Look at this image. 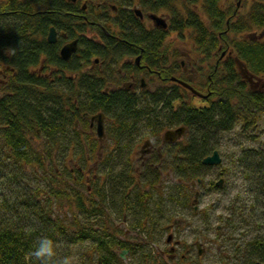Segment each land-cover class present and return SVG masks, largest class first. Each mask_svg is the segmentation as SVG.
Masks as SVG:
<instances>
[{
    "label": "trees",
    "instance_id": "16d2710c",
    "mask_svg": "<svg viewBox=\"0 0 264 264\" xmlns=\"http://www.w3.org/2000/svg\"><path fill=\"white\" fill-rule=\"evenodd\" d=\"M98 1L87 0L85 11L70 0L0 2V73L7 77L0 88V172L1 178L12 173V181L6 180V184L20 183V193H10L12 199L15 198L13 203L0 200V264H71L72 249L81 244L87 245V249L82 250L87 261L84 259L79 264H97L90 261L96 247L108 254L103 257L102 264H123L116 250L127 249L136 253L137 246L128 245L120 238L124 232L110 224L103 207L110 198H116L119 200L117 206L121 208L118 210L119 219L128 213L136 219L135 216L142 211L152 224H156L157 217L165 215L167 204L166 199L162 201L165 205L154 203L156 211L152 212L146 206L149 200L140 202L142 197L137 193H134L137 196H130L125 192L133 177H128L125 186L118 175L125 178L127 173L136 172L127 166L134 163L130 154L135 143H140L147 132L159 136L163 130L179 126L186 128L181 140L168 145L162 155L156 154L144 165L140 174L144 177L139 178V181L144 180L149 194L154 192L156 196L164 181L163 176H170L166 181L177 186L169 189L178 190L168 193L169 203L177 202L186 208L190 202L187 198L190 182L203 180L208 167L201 160L218 150L222 134L239 125L242 130H248L264 119V0L250 1L247 11L230 20L229 30L224 26L227 13L222 9L221 0H201L205 20L195 9L200 0H142V7L147 10L168 11L171 33H178L176 37L182 45L186 41L185 45L195 46L194 53L190 54L191 65L199 60L204 66L209 62L205 68H196L199 83L193 85L195 82H190L199 92L209 93L204 100L194 99L189 91L169 82L170 77L189 82L182 77L177 61L179 51L169 47L174 65L168 70L163 69L161 37L151 38L141 28L138 34L124 35L123 50L131 52L137 45L144 49L141 60L168 83L169 87L164 90L158 87L149 96L143 91L142 97L125 89L101 92L103 86L97 82L105 79L102 75L89 77L77 73V62L90 61L94 56L102 59L119 54L114 48L115 42L110 43V40H105L110 52H104L96 50V43L80 37L77 54L69 63L63 62L58 53L60 43H47V32L54 27L69 38L78 37L73 35L75 30L86 32L92 27L84 21L94 23L92 28L103 32L102 27L96 25L106 26L111 20L94 14ZM101 1L104 2L102 11L110 17L108 3L116 4L118 0ZM128 24L137 27L131 22ZM220 46L230 54L223 61L215 62V55L221 54L218 51ZM237 61L243 63L254 80L260 81V87L247 86L248 81L237 69ZM73 68L77 77L71 81L67 73ZM205 74V82H202L201 77ZM97 112H102L109 120V131L114 137L112 162L115 163H109L106 178L110 182L123 183L110 185L113 189L108 192L104 181L99 185L91 178L90 189L86 188V171L82 167L80 170L71 168L64 156L59 157V152L55 151L63 147L68 153L71 143L79 144L80 132L75 125L77 122L88 123L82 114ZM38 130L40 134H37ZM70 130L73 133L68 138ZM32 134L43 136L42 147L48 148L44 149L45 152L39 151V144H32L29 137ZM245 157L250 160L259 157L255 162L261 173L257 181L263 191V155L258 152ZM117 165H121L120 171L116 169ZM36 181L39 184H33ZM119 189L123 191L121 196L115 193ZM185 190L184 194L182 191ZM181 194L185 201L178 202L176 199ZM131 199H137L140 208L135 206L133 209ZM143 219L134 225L142 226ZM45 239L51 242L52 255L37 257L34 253ZM243 251L247 264H264V244L249 243ZM141 258L144 264L151 259L150 255Z\"/></svg>",
    "mask_w": 264,
    "mask_h": 264
},
{
    "label": "rangeland",
    "instance_id": "374dc122",
    "mask_svg": "<svg viewBox=\"0 0 264 264\" xmlns=\"http://www.w3.org/2000/svg\"><path fill=\"white\" fill-rule=\"evenodd\" d=\"M3 1L4 0H0V2ZM80 1H82L83 4L84 0ZM250 1L252 0H221L223 3L222 6L225 3L227 8H230V10L235 8V10L238 11L237 13H244ZM162 17L164 18V16ZM89 37L96 38L95 33L90 32ZM170 43L171 45H176L178 48L182 49V51L185 49L187 53L190 51L193 54L195 51V46L182 45L178 37L173 33L171 34ZM181 60L187 62V68L191 66L186 57L183 56ZM200 63L199 60L198 65H196L197 68ZM202 66L205 68L206 65L204 66L203 64ZM191 72L192 71L187 70L186 74L182 77L189 80L188 76L190 77ZM40 74L42 73L39 72V75ZM206 75L207 74L201 77L202 82H205ZM6 81V75L4 76L0 73V88ZM193 81L195 82L193 85L199 83L200 78H198V75ZM154 82L155 80L148 78L144 83L146 86L150 84L149 87H156V85L153 86ZM259 84L260 81L254 80L252 86H254L253 88H257L261 86ZM196 103L200 104V101L196 100ZM88 124L89 120L88 123L77 122L75 126L80 132V143H71L68 153L63 147L60 148V151L58 149L55 150L59 152V157L64 156L68 166L79 170L80 167H82V170L84 172L86 171L87 182L84 184L87 186L86 188L91 186L89 183L90 178L91 180L94 179L100 185L103 181L102 178L106 177L105 173L108 167L111 165L109 163H115L114 161L112 162L114 157L112 145L114 137L113 132L109 131V120L106 118L105 123H103L104 137L101 141H99L97 135H95V125L90 129ZM240 127V125L233 127L230 132L222 134L219 138L220 146L218 150L222 158V163L216 167H208L206 173L203 175V180L195 185V189H191L189 192L187 191L188 197H186L190 200V202L187 203L188 207L183 208L184 206L177 202L174 204L169 203L170 196L168 197V193L178 190L176 188L173 190L169 189L170 186H177L174 183L171 185L170 182L168 183V181H166V178L170 176H163L164 181L161 183L160 191L156 196L153 195L154 192L150 191L151 199L148 201L147 206L151 208L152 212H154V210L156 211L154 203H157V205H165L162 201L165 199L167 201L165 215L160 217L154 230L150 227L135 226L134 224L140 219H135L131 213H128L126 218H117L118 214L115 213L114 210L115 199L113 198L112 201L110 198L107 205L111 208H109L108 212L112 216V221H116L113 223L115 227L124 232L123 236L120 238L125 240L128 245L137 246L136 253L127 252L125 254V260H121L123 264H144L141 257L145 254L152 256L153 253L157 252V249L161 247L169 249V245L165 242L166 234L160 235L158 231L161 230V225L165 223H170L171 225L174 221H176L177 224L175 227L178 233L176 235L177 239H181L182 241L181 248H176V251L177 253L181 252L183 254V251L186 250L189 253L187 255L189 259L188 262L192 264H247V260L244 258V246L247 245L249 240L255 237H264V190L262 191L257 181L261 176L260 171L257 169L259 164L255 163L258 161L259 157L250 160V158L245 156L249 153L254 154L259 152L264 157V119L259 120L256 126L248 130H242ZM163 131H161L159 136L147 134V132L145 133V138L140 143H135L130 154V158L134 160V163L128 165L130 169L135 168L137 170L139 165H144L146 163L144 159L147 160L149 159L148 156H155L157 154L153 152L157 151V146L161 145ZM71 133H73V130L68 132V138H70ZM37 134H40V131ZM29 137L31 138L32 144H39L38 149L40 152H45L48 149L45 148V145L42 147V142L44 140L43 136H35L32 134L29 135ZM144 141H148L149 145L142 149L141 147ZM150 149L151 154H147ZM65 154H67V156ZM140 157L145 158L142 159V161L136 160ZM128 161L130 162L129 159ZM263 165L264 163L262 166ZM115 167L117 170L121 169L117 166ZM26 170V172L29 173V170ZM138 170L141 172V169ZM6 175L8 176L1 178L2 173L0 172V200L7 199L9 204H11L15 198L13 197L12 199L10 193L16 191L20 193L18 189L20 183L16 185H13V183L6 184V180L12 181V173L9 172ZM221 178L224 179L222 187H216L214 183H217ZM193 183L194 182H190L189 187ZM22 184L24 185V183ZM33 184L37 185L39 181L33 182ZM106 185H109L108 182ZM140 188L147 189L143 186H140ZM109 189L110 188H106L107 191H109ZM182 192L185 194L186 190ZM194 192L198 193L195 201H193ZM161 193H163L166 198L160 197ZM176 200H178V202L185 201L182 194ZM194 207H197L196 211L193 210ZM228 220L230 224L227 223ZM196 243H200L199 245L202 249L201 256L197 254L198 249L195 245ZM172 246H174V244H172ZM86 249L87 245L82 244L74 247L72 249L74 256L72 261H70L71 264H79L80 261H84V259L87 261L86 255L83 256L82 254ZM121 251V249H117L116 253L119 254ZM90 253L89 251V254ZM99 254L102 257L108 255L103 251H99ZM90 259L92 262H97V254L92 251Z\"/></svg>",
    "mask_w": 264,
    "mask_h": 264
},
{
    "label": "flooded vegetation",
    "instance_id": "af4514ba",
    "mask_svg": "<svg viewBox=\"0 0 264 264\" xmlns=\"http://www.w3.org/2000/svg\"><path fill=\"white\" fill-rule=\"evenodd\" d=\"M70 1L73 4H77L79 6H82L81 8L83 11H85L87 9V0H84L83 4H82V1H80V0H70ZM200 2L201 3H198V5L195 7V9L197 10V13H198L197 15H199L202 19L205 20L206 17H205V15L202 11V8H201L202 1L200 0ZM103 4H104V2H102L101 0L98 1L97 7H96L97 10H94L95 15L101 14L104 18H106V19L108 18L109 20H111V22H107L106 26H104L100 23H98V25H96V27L97 26L102 27L101 30L103 32H99V31H97V29L92 28L94 26V23H91L90 21L89 22L84 21V24L88 23L92 26L88 29V31L78 32L77 30H75L73 32V35L75 34L78 37L72 36L71 38H69L66 33L57 32V30L55 29L56 30V41L54 43H49V44H56L57 42H59L60 44H59L58 53L60 52L61 48L63 46H65L66 44L72 43L73 41L76 42V51L71 54V56L68 60H63L60 53H59V57L63 62L69 63V61L72 59V57L77 54V52L80 49V43L78 42L80 37H84L88 41L94 42V44L96 43V46H97L96 50H100V51H104V52H110V51H108V49H107L108 45L105 42V40H108V41L110 40V43L115 42L113 45H114V48L116 49V52H118L119 54L115 53V55H110V56L106 55L108 57L102 58V59L99 58V56H94L90 59V61H87L88 63L87 62H79V63L77 62V68L79 69V71L77 73L83 74V75H88L89 77H92L93 75H97V74L102 75L105 79L108 80V82L105 83V79L99 78L100 81L101 80L102 81L97 82V83L99 84V86H101V87L103 86L102 89L100 90L101 92H108V91L112 92V91H116V90L125 89L126 91L133 92V94L136 97H140V96L142 97L143 91H147L148 92L147 95L149 96L158 87L164 90V88L169 87L168 83L164 82L162 80L163 77H161L159 73H156L154 70L150 69L148 67V65L144 61L141 60L142 59V53H143L144 49H142L141 47H139L137 45L135 47V49L132 50L131 52H125L123 50V49H125V45L123 44V42H124V39L126 38V37L123 38L124 35L125 34H127V35L138 34V33H140L139 29L141 28L151 38L152 37L153 38L161 37V42L163 45L162 51L164 53L162 56L163 63L161 64L163 69L168 70L174 65L173 62L171 61L170 54H169L170 53L169 47H173L176 50H178L180 53V56L177 57V61L181 66V70L183 72V75L186 74L187 70L192 71L190 73V77L188 76L189 82H186V81L178 79V78L176 79V77L168 78L169 82L175 83V84H177L183 88H184V86L180 82L188 83L191 86L190 82H192L194 79H196V77L198 75L197 71L195 70L197 68L196 65H198V62L196 61L193 65H191V63L193 61L192 57L190 56L191 52L188 51V53H187L185 49H184V51H182V49L178 48L176 45H171V43H170L171 34L173 33L177 36L178 33L173 32V31L171 33V31L168 27L170 24V20H171L170 13L168 11H166L165 9H162V10H159L156 12L153 10H147L144 7H142V6H144L142 3V0H118V2L116 4L115 3H113V4L108 3L107 8L110 10V11H108L110 17H107L106 13H104L102 11L103 8L101 5H103ZM229 7H230V5H229ZM222 9L224 10V12L227 13L225 16L224 26L227 30H229L230 29V24H229L230 20H232V21L235 20L237 18L238 14H240V13H237L238 11H236L235 8L230 10V8L226 7L225 3L222 6ZM152 16L161 18L163 20L161 25L156 23V21L152 18ZM162 16H164V18ZM82 18L87 20L86 16H83ZM115 19H117V20H115ZM129 22H131L132 24H134L137 27L132 28L128 24ZM163 24H165V26H163ZM90 32H94L96 38L89 37ZM222 32H228V31L222 30ZM102 33L105 35H103ZM48 34L49 33L47 32V36H46L47 43H48ZM125 42H127V41H125ZM185 42L186 41H183L184 45H185ZM120 51H121V53H120ZM218 51H221V54L218 57L216 56L217 54L215 55V59H214L215 62H218L219 60L223 61L230 54V51H228V50H224V51L221 50V46L218 48ZM183 56L188 59V62L191 65L188 67L189 69L187 68V64H186L187 62H184L183 60H181V58ZM205 65L206 66L209 65V62H206ZM200 66H202V63H200V65L198 67H200ZM243 67H244L243 68L244 70H243V73L242 72L241 73L244 76V78L248 81L247 86L249 85V87H254V86H252V83H254L253 77L251 75H249L246 67L245 66H243ZM75 68H73L72 71H68V73H67L69 75L71 81H73L74 78L77 77L73 73ZM104 75H106V76H104ZM193 77H194V79H193ZM148 78L151 80L152 79L155 80L154 83H156V84L153 83V86L156 85V87H149L150 84L146 86V84L144 82L147 81ZM191 79H193V80H191ZM90 82H92V81H90ZM94 83L96 84V82H94ZM150 88H152V89H150ZM184 89L189 91V93L195 97V95H193L189 89H187L186 87ZM194 89H196V88H194ZM196 91H198V90H196ZM199 93L202 95V97L196 96L194 99L204 100L209 95V93H206V94H204L202 92H199ZM98 113L103 114L102 112H97V113H93V114H87V113L82 114L83 118H87L89 120L88 125H89L90 129H92V127L95 124H97L96 121H91L90 117L97 115ZM105 119H106V116L104 115L103 123H105ZM103 126H104V124H103ZM176 128H178V127H176ZM176 128H170L167 130L176 129ZM95 129H96V125H95ZM38 132H39V130L37 131V133ZM101 140L99 139V141H101ZM176 142H178V141H175L172 143H164L163 137H162L161 145L157 146V148H158L157 151H154L153 153H155V154L157 153L159 155H162V152H164L165 148L168 145L175 144ZM113 144H114V142H112V145ZM148 145H149L148 141H146V142L144 141L143 146L141 148L144 149ZM146 151H148V150H146ZM150 152H151V149L147 154H149ZM148 157H149V159H147V160L144 159L145 157L144 158L140 157L136 160L142 161V159H144V162H146L145 164H147L151 160V158L155 157V156H148ZM144 165H139V167L137 168V170L141 169V172H140V170H138L139 171L138 172L134 168L136 170V172L135 173L130 172V174L127 173L129 175L126 174L125 178H123L121 176L122 174L118 175L119 178L125 182V186H126V183L128 182V177L130 179H131V177H133L132 183L130 185H128L129 188L127 187L125 189V192H127V195L130 194V196L131 195L141 196L142 199L139 200L140 202H146L148 200L150 201V199H151V195L149 194L148 187L144 186V180L139 181L140 177H144V176L140 175V174H142V172L144 170L143 169ZM117 167L122 168L121 165L120 166L117 165ZM128 169L131 171L132 168L131 169L128 168ZM102 180L104 181V187H106V188H110L109 187L110 185L113 186L114 183L115 184L118 183V182H110V180H108L106 177L102 178ZM107 182L109 185H106ZM119 183H120V185L123 184L122 181H120ZM214 185H216V183H214ZM140 186H143L147 189H141ZM118 188L119 187L117 186V189ZM111 189H113V188H111ZM111 189H109V191H111ZM115 193L121 196L123 191H122V189H119V190H115ZM134 193H137V195ZM160 197L166 198V196H164V195L163 196L160 195ZM143 199H144V201H143ZM131 201L133 203V205H132L133 209L135 208V206H137V208H140L139 202L137 199H131ZM118 202H119V200H116V198H115L116 204L114 206V210H115V213H117V214H118V210L121 209L117 206ZM137 202H138V204H137ZM107 204L103 207L105 210V217L110 219V221H111L110 224H113L116 221H112V218H111L112 216L108 212L109 208H111V207L108 206ZM193 210L196 211L197 207H194ZM118 217H119V215H118ZM124 217L126 218V216H124ZM135 217H136V219H141L142 217L144 218L143 224L140 227H150L151 229L154 230L156 228L161 216L157 217V219L155 221H158V222L156 224H152V225H151V220H150L149 216L143 215L142 211L139 214V216L137 215ZM176 225H177L176 221H174L173 224L171 223V225H170V223H165V224L161 225V230L158 231V234H160V235L166 234L165 235L166 236L165 242H166V244L169 245V249H166L165 247L164 248H162V247L158 248L157 252L153 253V255L150 256L151 259L146 261V264H192V263L188 262L189 259H188L187 255L189 253L186 250L183 251V254L181 252L177 253V251H176V248H181V245H182L181 239H177V236H176L178 234L176 229H175ZM152 231H151V233H152ZM253 242H256V243L258 242L259 244H264V237H262V236L261 237H259V236L255 237V238L249 240V242L247 244L253 243ZM172 244H174V246H172ZM199 244L200 243L195 244L197 249H198L197 254H198V252H202V249H201ZM128 252H130V251L128 250ZM198 256H201V255H198Z\"/></svg>",
    "mask_w": 264,
    "mask_h": 264
},
{
    "label": "water",
    "instance_id": "95a60500",
    "mask_svg": "<svg viewBox=\"0 0 264 264\" xmlns=\"http://www.w3.org/2000/svg\"><path fill=\"white\" fill-rule=\"evenodd\" d=\"M152 18L156 21V23L160 24L163 22V20L161 18L152 16ZM163 26H165V24H163ZM48 43H54L56 41V31L55 29L52 27L50 28L49 32H48ZM76 51V42H72L69 44H66L65 46H63L60 50V55L62 57L63 60H68L71 56L72 53H74ZM238 65L240 67V69L243 71V65H241V63L238 61ZM184 88L186 87L187 89H189L193 95H195V97H202V95L196 91V89H194L193 87H191L188 83L185 82H180ZM91 121H96L97 124L96 125V135L98 136V138L102 139L104 136V126H103V119H104V115L103 114H97L94 116L90 117ZM185 128L184 127H178L176 129H172V130H166V132L163 135V142L164 143H170L173 141H176L178 139H180L183 135H184V131ZM220 154L217 150H215L211 155L206 156L202 161V164L204 166H209V167H213V166H218L219 164H221L220 160ZM223 179H219L218 182L216 183V187H221L222 186V181ZM195 185L193 184L192 187H194ZM195 200L198 196V193H195ZM194 200V201H195ZM97 250V249H96ZM126 253V251H123L120 254V257L123 259L124 258V254ZM199 254H201V252H198ZM102 258L98 257V263H101Z\"/></svg>",
    "mask_w": 264,
    "mask_h": 264
},
{
    "label": "clouds",
    "instance_id": "9594fccd",
    "mask_svg": "<svg viewBox=\"0 0 264 264\" xmlns=\"http://www.w3.org/2000/svg\"><path fill=\"white\" fill-rule=\"evenodd\" d=\"M34 254L37 257L51 256L52 255L51 242L48 241L47 239L42 240Z\"/></svg>",
    "mask_w": 264,
    "mask_h": 264
}]
</instances>
